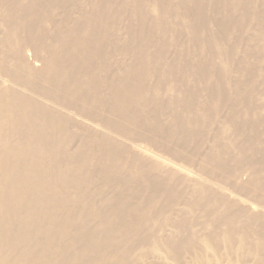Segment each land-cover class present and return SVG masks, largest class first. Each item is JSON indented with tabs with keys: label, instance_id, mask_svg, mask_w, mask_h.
<instances>
[{
	"label": "bare ground",
	"instance_id": "1",
	"mask_svg": "<svg viewBox=\"0 0 264 264\" xmlns=\"http://www.w3.org/2000/svg\"><path fill=\"white\" fill-rule=\"evenodd\" d=\"M209 1L208 19L217 29L208 30L205 20L197 31L198 24L185 17L188 30L197 39L202 37L197 32L205 28L203 33L208 34L200 45L232 54L224 39L234 36L233 23L242 16L247 27L264 1ZM203 2L195 0L191 8L204 16ZM149 3L0 0V264H105L104 260L128 250L121 244L122 225L139 221L134 214L147 213L135 193L154 189L153 202L169 199L162 194H173L178 183L190 186L193 193L207 194L202 211L211 231L199 238L201 247L190 250L186 264H234L241 254L258 253L260 241L253 236L264 239V221L256 223L263 206L227 193L201 173L205 163H216L215 159L219 168H227L231 144L210 143L200 156L201 172L195 173L172 160L179 150L170 149L165 159L142 141L152 132L168 139L180 132L176 142L183 149L191 145L196 150L221 107L232 113L229 121L240 116L250 127L258 120L259 105L239 111L236 101L251 98L246 88L253 89L255 79L244 82L241 77H227V56L219 65L208 56L199 62L189 59L181 70L175 61H151L156 56L151 58L148 50L161 39L159 30L167 32L168 24L158 8L152 10L156 16L148 24ZM121 10L130 18L137 16L129 22L128 33H137L142 44L132 62L117 58L116 23ZM260 36L264 29L255 38ZM238 65H242L241 74L252 72L245 61ZM255 71L259 75V69ZM193 72L199 79H191L196 82L191 85L187 79ZM177 73L180 80L170 83ZM163 105L170 111L166 120L148 117ZM75 139L78 144L70 150ZM251 139L257 141L249 135L247 143ZM125 164L136 165L135 170L127 173ZM250 166L248 183L256 187L260 179L255 165ZM243 172L236 181H241L238 177ZM133 176L141 182L133 184ZM91 186H97L101 197L96 202L104 209L94 204L93 191H88ZM182 258L174 254L170 259L177 264ZM258 262L260 256L241 263Z\"/></svg>",
	"mask_w": 264,
	"mask_h": 264
},
{
	"label": "rangeland",
	"instance_id": "2",
	"mask_svg": "<svg viewBox=\"0 0 264 264\" xmlns=\"http://www.w3.org/2000/svg\"><path fill=\"white\" fill-rule=\"evenodd\" d=\"M258 3L264 0H256ZM130 0H126L129 3ZM195 0H150L148 5V20L152 21L155 18L153 9L158 8L161 13L165 15L164 22H167L168 30L167 32H162L159 30L157 35L159 38L158 43L154 44L149 48L148 53L152 57L156 56L151 61H160L161 63H173L174 61L182 69L183 64L186 60H191L192 62H199L204 56H208L210 61L216 64H221L223 61L222 57H230L229 61L226 63L228 66L227 77L237 79L241 77L244 82H252L254 78V88H246L247 93L251 95V98L237 99L236 109L239 111H248L252 109L254 105H259L258 108V120L254 121L250 127H247L248 123H244L243 117H237L234 121H229L227 119L228 114L225 107H221L218 112L213 116L212 126L207 128L206 134L203 141H199L197 149L193 150L190 145L183 149L180 144L175 140L180 136V132L176 133L172 139L165 138L158 134L157 132H152L151 134L142 138L148 147L156 151L157 154L166 159V154L171 155L170 149L179 150V155L175 156L172 160L176 161V164L181 165L183 163L190 167L192 172L198 173L200 170V156L201 153L207 151L208 146L214 140L220 145L231 144V154L226 159L227 168L221 169L218 165L219 160L215 159V162L210 164L205 163L204 169L200 170L202 175L210 176L220 185L226 188V192L235 194L237 197L244 198L248 203H256L263 206L264 209V36L255 38V35L264 29V7L261 6L255 9L256 19L251 21L247 27H244L242 22L243 18L240 16L235 20L234 36L229 39H224V44L230 50L232 48L233 52L229 51V54L214 52L212 46L200 45L203 38L207 37L208 32L200 33L202 37L194 38V34L188 30V22L185 17L193 20L198 24L197 31L200 29L203 22L206 20L208 24V30H216V24L209 21L208 17L209 11V0H204V5L206 6L207 13L203 16L200 14L196 8H191ZM137 19L134 15L130 18L127 13H123L121 10L120 17L116 23L118 30L117 38L118 41V52L117 58L119 61L132 62L134 60V51L142 44L140 38L136 35L131 36L128 33L129 22ZM135 26L139 24V18ZM151 25L152 23H149ZM225 36V34H224ZM130 38V39H128ZM225 38V37H224ZM129 40L127 45L124 40ZM167 44V45H166ZM202 51L199 57V51ZM28 60V59H27ZM246 62L248 70L252 72L240 73L242 65L237 68L239 62ZM29 63H33L34 59L29 57ZM38 64V63H37ZM223 64V63H222ZM38 67V66H36ZM259 69L258 74L255 75L256 69ZM184 72V70L179 71V73ZM197 72H193L189 76L187 81L194 85L196 82H190L191 79H196ZM245 77V78H244ZM180 80V74H175L171 79L170 83H175ZM233 96V93H231ZM163 99H167V95L164 94ZM160 111L148 114V117L159 116L162 120H166L169 117L170 111L169 107L164 106ZM212 122V123H213ZM211 123V124H212ZM233 123V125H232ZM250 123V122H249ZM222 127V128H221ZM134 130V127H131ZM219 128L223 129L222 134L218 132ZM135 131V130H134ZM253 135L257 141L253 142L252 139L247 143V136ZM216 136V137H215ZM214 141V142H215ZM258 143V146H256ZM78 140L75 139L69 144L70 150H74ZM245 145H252L246 146ZM162 153V154H161ZM164 154V155H163ZM169 156L167 158H169ZM203 156V155H202ZM218 156V155H217ZM188 157V159L186 158ZM171 159V158H170ZM184 160L188 162H184ZM187 163V164H186ZM255 165V174H257L260 179L259 185L256 187L248 183L250 174H252L251 166ZM133 164H125L123 169L128 172L135 170ZM184 166V165H182ZM185 166V167H187ZM188 167V168H189ZM218 167V168H216ZM244 175L239 176L240 182L236 181L235 177L239 175L240 172ZM177 178H179L177 176ZM132 183L137 184L141 182L137 176H133ZM136 179L138 181H136ZM180 179V178H179ZM190 179H193L192 177ZM97 186L88 187V191H93L94 201L96 207L104 209L101 204L96 201L99 200L101 194L96 190ZM190 186L186 184L178 183L176 184V189L173 194L168 196L164 193L163 196L168 198H154L153 194H156L154 189L140 190L135 193L137 202L141 203L143 209L146 210L145 216L141 214H134L139 216L140 220L146 219L143 223L133 222L125 223L122 225L123 233L120 235L121 244L127 245L128 250L118 257L104 260L105 264H172L171 257L174 254L182 255V262L179 261L177 264H186V261L191 259L190 254L193 248H200L201 241L199 238L207 234L210 231L205 225L206 216L204 215L202 208L206 203L207 194H201L199 192H192L189 190ZM93 200V198H92ZM230 199H227V201ZM232 200V199H231ZM234 200V199H233ZM236 200V199H235ZM222 201H226L222 199ZM219 204V203H218ZM215 206V204H213ZM92 211V210H91ZM252 213V212H251ZM258 215H262L261 218L257 216V224L259 221H264V211L260 212ZM264 223V222H262ZM190 235H194L191 237ZM259 239L260 247L258 253L248 256L247 254H241L240 261L245 263L250 257L260 256V262L257 264H264L261 261V257L264 256V239L261 237L253 236V239ZM186 242V248H183V242ZM120 244V245H121ZM125 247V246H124ZM188 250V251H186ZM207 253V252H206ZM202 254V258L206 254ZM156 257H161V261H156ZM233 259V258H232ZM201 262L202 259L198 258ZM240 261L234 264H242Z\"/></svg>",
	"mask_w": 264,
	"mask_h": 264
}]
</instances>
